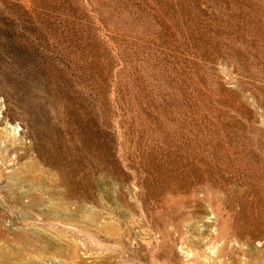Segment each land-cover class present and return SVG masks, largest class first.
Instances as JSON below:
<instances>
[{"label": "rangeland", "instance_id": "obj_1", "mask_svg": "<svg viewBox=\"0 0 264 264\" xmlns=\"http://www.w3.org/2000/svg\"><path fill=\"white\" fill-rule=\"evenodd\" d=\"M0 264H264V0H0Z\"/></svg>", "mask_w": 264, "mask_h": 264}]
</instances>
